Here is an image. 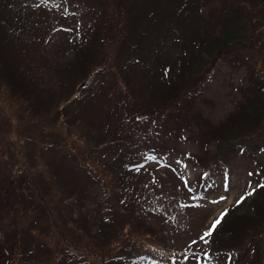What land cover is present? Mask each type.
<instances>
[{"label": "trees", "instance_id": "trees-1", "mask_svg": "<svg viewBox=\"0 0 264 264\" xmlns=\"http://www.w3.org/2000/svg\"><path fill=\"white\" fill-rule=\"evenodd\" d=\"M78 8L92 21L72 42L60 29ZM221 65L244 71L232 127L201 130L210 123L195 113L198 100ZM261 126L264 0H0V264H131L132 248L160 264H198L186 242L157 238L141 217L167 196L163 186L156 199L145 189L158 182L144 139L190 131L202 174L185 203L204 205L238 156L252 165L256 202ZM255 202L189 246L210 262L264 264Z\"/></svg>", "mask_w": 264, "mask_h": 264}, {"label": "rangeland", "instance_id": "rangeland-1", "mask_svg": "<svg viewBox=\"0 0 264 264\" xmlns=\"http://www.w3.org/2000/svg\"><path fill=\"white\" fill-rule=\"evenodd\" d=\"M81 12V10L77 11ZM80 17V14H77V17L74 20V24L76 26V30L74 32L77 34L78 25L77 22ZM73 37V36H72ZM74 41V40H70ZM244 75L243 71H239L237 73L229 71L225 67H221L218 72L214 74V76L209 77L207 82L204 84L202 89V95L198 100V108L196 114L201 115L209 121V126L204 127L200 125L201 130L211 129V128H229L232 126H227L229 120L231 118V113L234 111L233 100L238 99L237 93H235L234 89L237 83L242 79ZM192 128H195V123L192 122ZM150 127V126H148ZM146 127V128H148ZM260 128H264L261 126ZM184 140L179 142H169L159 137L157 134L152 135V146L155 148V151H152L154 155L150 161L147 163H154V158H160L161 163L165 166L158 167L154 169V179L155 182H158V186L151 188L148 191V195H152L156 199L159 196V190L161 186L166 185L165 189L167 192L166 198L163 196L161 200L159 199V205L156 203L155 207L150 205L149 209L141 214L142 219L149 225L153 226L158 231L159 238H166L164 234V229L171 235L173 232L169 231L171 222L167 221L166 216H154L155 209L167 210L171 207L177 209L179 212V219L185 224L183 226V234H186L194 227L195 224V216L203 215V210H192L190 208L184 207L182 205L181 188L189 189L194 180L197 179V176L200 174V170L194 166L190 157L194 152L193 143L189 142L190 131H186L184 133ZM167 147L169 151L167 153L159 154L157 152V147ZM210 153H213V148L209 149ZM165 158V159H162ZM190 159V163L188 160ZM259 159H262L260 157ZM155 162H158L155 160ZM231 178L228 182L226 178H221L220 181L227 183L229 186V191L226 196L220 197L213 205V207H209L208 210L211 217L216 216L222 209L227 206L233 204L238 199H242L244 197L243 194L246 192V182H250L252 186H248L250 189L246 195H252L253 188V179L249 177L252 172V165L247 162L241 156L234 157L231 164ZM251 201H247L242 207L243 209L248 208L247 213L251 212V203L255 202L253 199ZM261 202V204H260ZM260 204V205H259ZM182 207H181V206ZM259 205L261 211H264V200H257L255 202V206ZM170 213L175 214L170 209ZM148 227V225H147ZM146 227V228H147ZM178 242L174 241L176 246H180L183 243L187 242Z\"/></svg>", "mask_w": 264, "mask_h": 264}, {"label": "snow or ice", "instance_id": "snow-or-ice-1", "mask_svg": "<svg viewBox=\"0 0 264 264\" xmlns=\"http://www.w3.org/2000/svg\"><path fill=\"white\" fill-rule=\"evenodd\" d=\"M221 219H223V216H221L220 218H218V219L213 223V225H212V230H213V231L216 229L217 225L220 224ZM211 234H212L211 231H209L208 233H206V235H208V236H210Z\"/></svg>", "mask_w": 264, "mask_h": 264}]
</instances>
